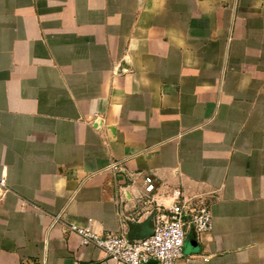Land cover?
<instances>
[{
    "label": "crops",
    "instance_id": "obj_1",
    "mask_svg": "<svg viewBox=\"0 0 264 264\" xmlns=\"http://www.w3.org/2000/svg\"><path fill=\"white\" fill-rule=\"evenodd\" d=\"M3 176L0 264H124L69 225L182 201L214 218L177 264H264V0H0Z\"/></svg>",
    "mask_w": 264,
    "mask_h": 264
},
{
    "label": "built area",
    "instance_id": "obj_2",
    "mask_svg": "<svg viewBox=\"0 0 264 264\" xmlns=\"http://www.w3.org/2000/svg\"><path fill=\"white\" fill-rule=\"evenodd\" d=\"M114 168L118 165L114 164ZM145 190L155 189V179L145 178ZM7 179L0 178V195L7 191ZM213 213L209 206L199 207L182 201L168 208H158L155 214L153 232L140 240H132L116 232L98 233L91 226L70 224L71 232L76 233L81 243L93 246L105 256L124 264H146L155 260L160 264H177L184 256L185 241L190 229L204 233L213 228Z\"/></svg>",
    "mask_w": 264,
    "mask_h": 264
},
{
    "label": "water",
    "instance_id": "obj_3",
    "mask_svg": "<svg viewBox=\"0 0 264 264\" xmlns=\"http://www.w3.org/2000/svg\"><path fill=\"white\" fill-rule=\"evenodd\" d=\"M127 66H128V62H127V60H123V61L120 63L117 72H118V73L122 72ZM101 122H102L101 119H97V120L94 122V123H95V126H99V125L101 124ZM155 262H157V261H155V260H151V261H149V262L146 263V264H152V263H155Z\"/></svg>",
    "mask_w": 264,
    "mask_h": 264
}]
</instances>
